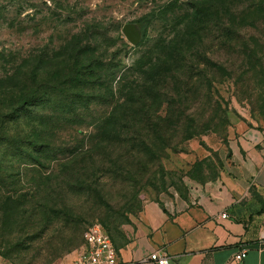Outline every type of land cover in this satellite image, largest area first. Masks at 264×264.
<instances>
[{
    "label": "trees",
    "instance_id": "obj_1",
    "mask_svg": "<svg viewBox=\"0 0 264 264\" xmlns=\"http://www.w3.org/2000/svg\"><path fill=\"white\" fill-rule=\"evenodd\" d=\"M249 1L219 0L217 32L221 34L222 51L233 53L243 48L238 51L240 56L256 57L239 31V27H246L252 20L248 14L252 8ZM196 6L183 30L155 39H149L144 32V39L136 46L147 49L130 66L114 65L103 58L82 61L99 38L89 32L86 39L76 36L68 45L76 63L71 67L62 63L55 77L64 72L69 74L62 86H51L49 90L42 85L45 55L24 60L20 68H8L7 55L0 53V203H4L0 211L9 210L13 218L23 217L20 199H4L1 194L7 187L21 184L22 180L15 176L16 169L31 166L42 170L54 161L67 160L61 165L63 179L47 177L39 182L40 187L54 192L55 186L73 196L89 195L95 199L99 185L94 186L90 180L92 167L86 163L88 159L95 160L100 169L108 170L114 183H121L124 192L123 206L117 209L103 202L102 209L95 211L97 216L93 217L101 221L113 240L111 233L135 214L139 195L146 187L144 180L137 181L129 172L131 163L137 162L138 168L153 177L163 170L162 160L168 150L224 123L227 125L224 109H220L223 115H213L206 123H200L193 111L205 106L203 113L215 109L217 102L211 107V75L229 73L224 64L206 56V40L212 34L208 27L214 15L205 17L200 5ZM257 6L256 13L262 20L264 1ZM239 8L244 9L242 24L236 14ZM166 18L152 14L140 23L151 25ZM25 66L31 69L23 72ZM100 109L105 114H100ZM66 126L86 129L79 130L81 146L65 148L53 144L52 137L56 135L53 132ZM260 213L263 214L262 209ZM44 216L49 218L51 214L44 212ZM82 219L80 216L77 221ZM72 222L75 221L70 220L69 224ZM77 226L82 235L84 227Z\"/></svg>",
    "mask_w": 264,
    "mask_h": 264
},
{
    "label": "rangeland",
    "instance_id": "obj_2",
    "mask_svg": "<svg viewBox=\"0 0 264 264\" xmlns=\"http://www.w3.org/2000/svg\"><path fill=\"white\" fill-rule=\"evenodd\" d=\"M261 1L264 0L249 1L252 8L248 14L252 20L246 27H239L242 38L256 53V57H251L240 56L243 48L233 53L222 51L221 34L217 32L220 28L217 24L219 0H0V53L7 55V61H10L8 68H20L24 60H32L38 54L45 55L42 85L49 87L48 90L51 86H62L69 74L64 72L55 77L62 63L66 62L69 67L76 63L68 45L78 35L86 39L89 32L99 38L82 61L103 58L114 65L130 66L147 47L134 46L128 41L123 33L126 25L131 26L132 33L141 42L144 32L149 39H155L169 36L178 29L183 30L196 5H200L205 17L214 15L208 27L212 34L206 40V56L215 63L224 64L229 73L227 76L219 72L211 75V107L217 102L215 109H206L207 113H203L205 106L200 111L193 108V111L198 114L200 123H206L213 115H223L220 109H224L227 125L224 123L218 129L168 150L162 160L163 170L153 177L138 168L137 162L131 163L129 172L137 181L144 180L146 187L139 195L135 214L129 215V221L111 233L116 241L122 236L123 227L140 215L146 201L157 199L170 190L184 193L190 183L203 184L217 178L221 160L207 142L209 137L227 140L239 124L264 123V18L261 20L256 13V6ZM243 12L242 8L236 12L240 24L243 23ZM152 14L156 18H167L151 25L140 23L141 19ZM223 21L230 22L229 19ZM65 46L67 49L59 55ZM48 57L57 59L53 62ZM29 67L31 69V66H25L23 72ZM103 111L100 109V114H105ZM79 130L85 132L86 129L74 126L58 129L53 132L56 133L52 137L53 144L65 148L81 146ZM66 161H54L42 170L31 166L15 170V176L22 180L21 184L7 187L1 197L20 199V212L24 216L13 218L9 210L0 211V264H71L82 245L83 232L94 225L102 226L99 219H93L95 211L102 209V203L108 202V207L117 209L123 206L125 199L121 183H114L108 170L100 169L95 160L88 159L86 163L92 167L90 180L95 183L94 186L99 185L96 200L89 195L73 196L55 186L52 187L54 192L39 186V182L47 177L63 179L61 165ZM254 199L260 203L264 227V194L256 193ZM3 204L0 203V208ZM44 212H49L51 216L46 218ZM80 216L83 221L79 222L77 218ZM70 220L75 222L69 224ZM76 223L84 227L82 235H79Z\"/></svg>",
    "mask_w": 264,
    "mask_h": 264
},
{
    "label": "crops",
    "instance_id": "obj_3",
    "mask_svg": "<svg viewBox=\"0 0 264 264\" xmlns=\"http://www.w3.org/2000/svg\"><path fill=\"white\" fill-rule=\"evenodd\" d=\"M207 142L221 160L217 178L146 201L113 238L121 264H156L154 255L170 264H264L263 214L254 199L264 194V123L239 124L227 140ZM243 250L246 258L234 261Z\"/></svg>",
    "mask_w": 264,
    "mask_h": 264
},
{
    "label": "built area",
    "instance_id": "obj_4",
    "mask_svg": "<svg viewBox=\"0 0 264 264\" xmlns=\"http://www.w3.org/2000/svg\"><path fill=\"white\" fill-rule=\"evenodd\" d=\"M222 217L227 218V215L223 214ZM83 240V244L71 264H121L114 242L102 226L89 227L84 233ZM262 241L264 243V237ZM246 256L247 251L243 250L234 256V261L240 262ZM153 258L156 264H170V260L165 255H154Z\"/></svg>",
    "mask_w": 264,
    "mask_h": 264
},
{
    "label": "water",
    "instance_id": "obj_5",
    "mask_svg": "<svg viewBox=\"0 0 264 264\" xmlns=\"http://www.w3.org/2000/svg\"><path fill=\"white\" fill-rule=\"evenodd\" d=\"M123 33H124V35L126 36V38L128 39V41L132 45L136 46L138 44V42H139L138 41V37L132 33V29H131V26L130 25H126L124 27Z\"/></svg>",
    "mask_w": 264,
    "mask_h": 264
}]
</instances>
